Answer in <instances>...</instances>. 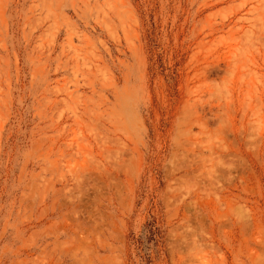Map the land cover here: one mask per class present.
I'll return each mask as SVG.
<instances>
[{"label": "rangeland", "instance_id": "obj_1", "mask_svg": "<svg viewBox=\"0 0 264 264\" xmlns=\"http://www.w3.org/2000/svg\"><path fill=\"white\" fill-rule=\"evenodd\" d=\"M0 264H264V0H0Z\"/></svg>", "mask_w": 264, "mask_h": 264}]
</instances>
